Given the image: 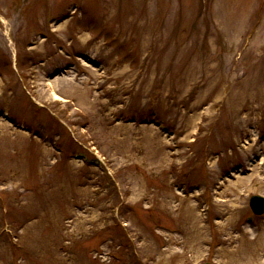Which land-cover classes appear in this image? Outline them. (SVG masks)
I'll use <instances>...</instances> for the list:
<instances>
[{
  "label": "rangeland",
  "instance_id": "1",
  "mask_svg": "<svg viewBox=\"0 0 264 264\" xmlns=\"http://www.w3.org/2000/svg\"><path fill=\"white\" fill-rule=\"evenodd\" d=\"M252 196L264 0H0V264H264Z\"/></svg>",
  "mask_w": 264,
  "mask_h": 264
},
{
  "label": "water",
  "instance_id": "2",
  "mask_svg": "<svg viewBox=\"0 0 264 264\" xmlns=\"http://www.w3.org/2000/svg\"><path fill=\"white\" fill-rule=\"evenodd\" d=\"M249 206L252 212L256 215H261L264 213V198L253 196L249 201Z\"/></svg>",
  "mask_w": 264,
  "mask_h": 264
},
{
  "label": "bare ground",
  "instance_id": "3",
  "mask_svg": "<svg viewBox=\"0 0 264 264\" xmlns=\"http://www.w3.org/2000/svg\"><path fill=\"white\" fill-rule=\"evenodd\" d=\"M52 86V85H51ZM54 88V87H53ZM54 95H55V97H57V95L54 93ZM84 96H85V94H83ZM82 95V96H83ZM59 99V98H58ZM243 182L244 181H239L237 184H236V186H239V188L240 187H242L243 186ZM198 230H199V236H197V238L199 239L198 240V243L199 244H201V243H203V241H204V237H203V231H202V229L201 228H198ZM202 231V232H201Z\"/></svg>",
  "mask_w": 264,
  "mask_h": 264
}]
</instances>
